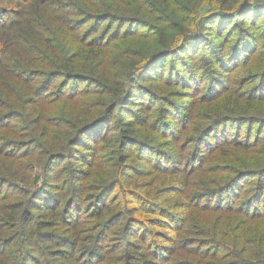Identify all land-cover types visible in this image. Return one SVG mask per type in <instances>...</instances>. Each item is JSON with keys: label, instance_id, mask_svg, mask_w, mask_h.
I'll list each match as a JSON object with an SVG mask.
<instances>
[{"label": "trees", "instance_id": "16d2710c", "mask_svg": "<svg viewBox=\"0 0 264 264\" xmlns=\"http://www.w3.org/2000/svg\"><path fill=\"white\" fill-rule=\"evenodd\" d=\"M0 264H264V0H0Z\"/></svg>", "mask_w": 264, "mask_h": 264}, {"label": "rangeland", "instance_id": "374dc122", "mask_svg": "<svg viewBox=\"0 0 264 264\" xmlns=\"http://www.w3.org/2000/svg\"><path fill=\"white\" fill-rule=\"evenodd\" d=\"M170 63V59L168 60V64Z\"/></svg>", "mask_w": 264, "mask_h": 264}]
</instances>
